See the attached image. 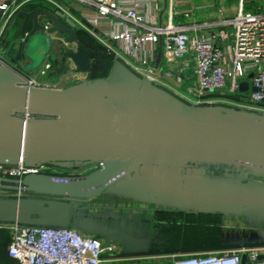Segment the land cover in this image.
<instances>
[{
  "label": "water",
  "instance_id": "1",
  "mask_svg": "<svg viewBox=\"0 0 264 264\" xmlns=\"http://www.w3.org/2000/svg\"><path fill=\"white\" fill-rule=\"evenodd\" d=\"M41 16L50 22L47 32L60 33L63 39L49 41L35 66L51 56V44L57 41L62 48V67L69 60L75 71L88 72L92 51L79 41L76 24L59 10L35 7L17 12L6 32L20 21L15 34L19 39L15 37L12 45H22L43 31ZM28 26L30 31L25 34ZM40 43L37 35L25 54L34 58ZM159 60L158 51L156 62ZM20 82L18 74L0 64V164L100 165L84 175L26 174L20 188L29 195H0V222L65 227L72 199L95 196L136 167L156 159L202 160L264 173V119L186 105L141 110L95 98L74 85L29 90ZM247 87L246 81L240 82V91ZM27 110L54 118H27Z\"/></svg>",
  "mask_w": 264,
  "mask_h": 264
},
{
  "label": "built area",
  "instance_id": "2",
  "mask_svg": "<svg viewBox=\"0 0 264 264\" xmlns=\"http://www.w3.org/2000/svg\"><path fill=\"white\" fill-rule=\"evenodd\" d=\"M191 1L194 2L193 12L191 9L181 11V0L163 3L159 0H0V64L18 74L20 85L26 89H58L45 79L47 72L58 63L52 61L50 55L38 66L36 74L26 75L8 65L1 44L4 30L14 15L31 10L26 6L59 10L78 29H84L102 45L108 54L121 59L148 82L180 78L179 75L190 69L192 79L186 87V106L221 109L220 104H225L227 111L264 119V0H235L232 8L213 2L216 17L212 19L204 14L211 7L206 0L185 2L191 4ZM39 21L43 25L42 32L53 40L54 35L47 32L49 20L41 16ZM55 39L62 41L63 36ZM158 51L161 61L156 62ZM67 70H75L69 60ZM242 81L248 84L246 91L239 90ZM215 93L226 99L208 97ZM24 116L54 118L29 110ZM29 173H49V163L0 164V184L8 186L0 188V195L25 196L20 188L21 179ZM0 230L9 234L7 254L18 264L103 262L104 248L98 240L68 225L0 222ZM171 256V264H264V245L241 246L220 253Z\"/></svg>",
  "mask_w": 264,
  "mask_h": 264
},
{
  "label": "crops",
  "instance_id": "3",
  "mask_svg": "<svg viewBox=\"0 0 264 264\" xmlns=\"http://www.w3.org/2000/svg\"><path fill=\"white\" fill-rule=\"evenodd\" d=\"M185 1L180 2L181 11L193 12L194 2ZM220 1L206 0L211 7L205 17H216L213 2L227 7ZM7 28L3 39L11 46L17 30L11 28L6 35ZM52 44L50 57L58 63L45 79L59 88L78 86L95 98L141 110L186 105L190 69L180 78L152 83L121 59L99 53L95 59L90 57V71H69L68 60L63 67L60 63L61 46ZM20 46L12 45L9 53L2 46L6 62L14 53L17 64L26 65H20L25 71L21 73L36 74V67H30L31 58ZM214 96L217 94L208 95ZM74 168L65 175L90 173L97 164L76 163ZM70 203L68 226L98 240L104 248L102 264H171L172 254L220 253L264 245V173L259 171H229L202 160L156 159L136 167L95 196Z\"/></svg>",
  "mask_w": 264,
  "mask_h": 264
},
{
  "label": "trees",
  "instance_id": "4",
  "mask_svg": "<svg viewBox=\"0 0 264 264\" xmlns=\"http://www.w3.org/2000/svg\"><path fill=\"white\" fill-rule=\"evenodd\" d=\"M35 5H30V6H26L27 10H30L32 8H34ZM19 23L20 21L17 20V23L13 26V28H15V31L18 29L19 27ZM77 34H78V39L79 41L83 44V45H87L89 49H91V56H94V59L97 57V55H99V53L103 54L106 57H110L109 54H106L102 49H101V45H98L96 40H94L91 36H89L88 33L83 32L82 30L78 29L77 30ZM2 46L4 48L8 49V53L11 52V47L12 45H8L7 41H5L4 39H2ZM101 50H100V49ZM103 51V52H102ZM14 54V53H13ZM13 54L11 56H9L10 61H8V65L13 67L14 69H16L19 72H25L23 70V68L17 64V60L15 59V56H13ZM90 56V57H91ZM91 64V63H90ZM91 70V65H90V69ZM186 104V103H185ZM224 105V106H222ZM222 110H225L228 108L227 105L225 104H221L220 107ZM218 164V163H216ZM220 166H223L225 168H227L229 171H242V170H247L245 168L242 167H235V166H229V165H223V164H219ZM9 242V234L7 233V231L5 230H0V264H18L14 259H12L11 257H9V255L7 254V244Z\"/></svg>",
  "mask_w": 264,
  "mask_h": 264
},
{
  "label": "rangeland",
  "instance_id": "5",
  "mask_svg": "<svg viewBox=\"0 0 264 264\" xmlns=\"http://www.w3.org/2000/svg\"><path fill=\"white\" fill-rule=\"evenodd\" d=\"M159 2H161L162 3V0H159ZM221 3H224V4H226L227 6H229V7H234L235 6V4H236V1L235 0H221L220 1ZM29 28H28V33H29V31H30V26H28ZM36 34L38 35V36H40V38H41V43L38 45V47L35 49V52H36V56L34 57V58H31V62H30V67H36L35 65L37 64V58L39 57V55L42 53V50L43 49H45V47H46V44L50 41V40H52L51 39V37H49V36H47L44 32H42V31H37L36 32ZM37 35H33V36H31L28 40H27V42H25L24 44H22L21 46L24 48V50L26 49L27 50V48H28V46H29V44H32L33 42H35L36 41V36ZM52 35H54V36H52V38H56V37H58V36H61L62 34H60V33H56V32H54V33H52ZM16 37V36H15ZM16 38H18V37H16ZM19 39V38H18ZM97 42V41H96ZM97 44L98 45H100L98 42H97ZM53 45V44H52ZM58 45V44H57ZM20 46V47H21ZM68 46V45H67ZM27 47V48H26ZM58 47H60V46H58ZM100 49V48H99ZM101 50V49H100ZM103 50V49H102ZM32 50H30L29 52H31ZM60 51H61V49H60ZM105 53H107V51L105 50L104 51ZM19 64L21 65V66H26V65H23L22 64V62L21 61H19ZM41 64V63H40ZM39 66V65H38ZM38 66L35 68V70L37 71V68H38ZM33 70V69H32ZM48 82H50V83H52V84H55L54 82H52V81H49V80H47ZM55 85H57V84H55ZM57 88H59V87H57ZM216 99H219V100H225L226 99V96H223L222 94H217V96H214ZM221 105V104H220ZM222 106H224V105H222ZM226 110V109H225ZM75 165H76V163H57V164H54V165H51V166H49V173H52V174H67V173H73L75 170H76V168H74L75 167ZM2 194V193H1ZM2 195H6V194H2ZM26 195V194H25ZM29 195V194H28ZM45 198H49V197H45Z\"/></svg>",
  "mask_w": 264,
  "mask_h": 264
},
{
  "label": "flooded vegetation",
  "instance_id": "6",
  "mask_svg": "<svg viewBox=\"0 0 264 264\" xmlns=\"http://www.w3.org/2000/svg\"><path fill=\"white\" fill-rule=\"evenodd\" d=\"M54 164H57V163H49V166L54 165ZM26 195H28V194H26Z\"/></svg>",
  "mask_w": 264,
  "mask_h": 264
}]
</instances>
